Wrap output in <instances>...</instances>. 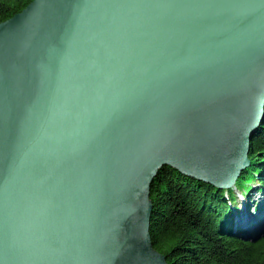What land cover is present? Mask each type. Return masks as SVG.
<instances>
[{"label":"water","instance_id":"95a60500","mask_svg":"<svg viewBox=\"0 0 264 264\" xmlns=\"http://www.w3.org/2000/svg\"><path fill=\"white\" fill-rule=\"evenodd\" d=\"M263 124L264 0H34L0 25V264H168L160 170L233 188Z\"/></svg>","mask_w":264,"mask_h":264},{"label":"trees","instance_id":"16d2710c","mask_svg":"<svg viewBox=\"0 0 264 264\" xmlns=\"http://www.w3.org/2000/svg\"><path fill=\"white\" fill-rule=\"evenodd\" d=\"M33 1L0 0V25ZM249 159L251 167L229 191L187 178L170 167L160 170L151 188L150 235L154 249L168 264H264V236L245 241L226 230V218L232 204H237L236 192L248 195L264 185V124L251 142Z\"/></svg>","mask_w":264,"mask_h":264},{"label":"rangeland","instance_id":"374dc122","mask_svg":"<svg viewBox=\"0 0 264 264\" xmlns=\"http://www.w3.org/2000/svg\"><path fill=\"white\" fill-rule=\"evenodd\" d=\"M237 184V183H236ZM235 184V185H236ZM258 185V184H257ZM235 187V186H233ZM231 188H228L227 190H230ZM221 190H226V189H221ZM254 191V190H253ZM252 194H246L244 192L238 193L236 192V200H237V204H232L231 207V215L229 214V217L226 218L227 220V227L226 230L229 232V234H234V235H241L239 236L241 239L243 240H250V241H256L258 239H260V235L264 232V215L263 218L260 217V219L258 220V223H254V222H248L247 224L244 222L245 220H238L236 217H238V214H240V216H242V208L243 206H248L250 207V209L252 211L250 212H254V214L256 215V212H260L262 210H264L263 208V204L259 203V202H263L264 200V185H258L255 187V191ZM243 198H245V203L243 202ZM242 202V203H241ZM260 204V205H259ZM254 205V206H253ZM239 211V212H238ZM247 212H249V210L247 209ZM264 214V213H263ZM231 216V217H230ZM234 217L233 220H231V218ZM240 218V217H239ZM255 220V219H254ZM246 225H243V224ZM250 223V224H249ZM232 224V225H230ZM243 230L244 233H241Z\"/></svg>","mask_w":264,"mask_h":264},{"label":"bare ground","instance_id":"6f19581e","mask_svg":"<svg viewBox=\"0 0 264 264\" xmlns=\"http://www.w3.org/2000/svg\"><path fill=\"white\" fill-rule=\"evenodd\" d=\"M249 161H250V159H248ZM251 162V161H250ZM168 167V166H167ZM251 167V163H250V165H249V167L248 168H250ZM247 168V169H248ZM240 176H241V174L239 175V178H240ZM239 178H238V180H239ZM237 180V181H238ZM203 183V182H202ZM205 184V183H204ZM235 185V184H234ZM216 188V187H215ZM218 188V187H217ZM231 189H232V187H230ZM234 188V187H233ZM218 189H220L221 190V188H218ZM228 189V188H227ZM226 189V190H227ZM227 191H229V190H227ZM243 200V202L245 203V198H243L242 199ZM242 203V202H241ZM259 203H261V204H263V208H264V200H263V202H259ZM260 205V204H259ZM254 206V205H253ZM247 209L249 210V212H247ZM250 211H252L251 209H250V207H248V206H243V208H242V216H240V214H238V217H236L238 220H245L244 222L247 224L248 222H254V223H258L259 221V219H260V217L261 218H263V213H264V210H262V211H260V212H256V215L254 214V212L255 211H253V212H250ZM239 212V211H238ZM240 217V218H239ZM234 219V217H232L231 218V220H233ZM255 219V220H254ZM264 220V219H263ZM242 222V221H241ZM249 223V224H250ZM243 224V223H242ZM246 224H243V225H246ZM248 225V224H247ZM251 225H252V223H251Z\"/></svg>","mask_w":264,"mask_h":264}]
</instances>
